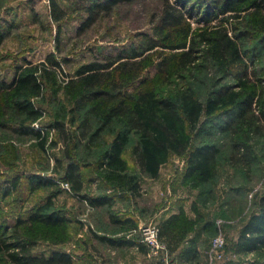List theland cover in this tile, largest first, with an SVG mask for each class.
Masks as SVG:
<instances>
[{
  "label": "trees",
  "instance_id": "1",
  "mask_svg": "<svg viewBox=\"0 0 264 264\" xmlns=\"http://www.w3.org/2000/svg\"><path fill=\"white\" fill-rule=\"evenodd\" d=\"M120 2L93 0L86 10L85 27ZM66 16L67 10L52 0L54 21L59 24ZM194 23L201 27L194 28ZM151 24V29L140 34V40L129 48L122 46L119 52L98 56L73 74L65 71L67 59L50 53L43 63L27 61L15 66L9 82L0 80V128L12 136H5L0 143L11 142L18 134L37 139L39 147L46 150L48 136L57 132L65 145L92 148L104 144L95 162L75 160L69 149L64 151L67 164L62 181L91 208H110L114 198L124 193L135 198L141 196L142 178H157L173 156L185 159L182 181L198 191L200 201L208 199L212 189L207 184L217 176L225 146L208 140L195 144L194 139L205 131L204 119L220 112L225 117L221 132L230 136L223 161L230 167H242L248 174L257 157L253 139L264 137V77L257 66L256 54L259 47L264 48V0H164ZM2 30L0 45L6 35ZM60 76L65 79L66 94L73 96V101H68L73 104L71 123L77 126L69 130L62 115L50 123V128H36L34 123L46 115V91L53 88L56 93L55 90L61 89ZM197 85L206 90L205 100L198 96ZM130 147L138 172L128 168L123 157ZM4 152L5 146H1L0 157ZM91 166L95 172L85 173L84 168ZM1 174L0 167V200L14 196L20 178L33 195L41 187L56 185L40 175L30 174V178L16 173L7 177ZM96 174L104 181L109 180L111 184L107 187L114 192L84 194L87 179L91 184ZM6 181L10 185L7 191L2 188ZM32 196L27 199L23 195L17 206L29 208L25 201L33 202ZM54 197L51 194L41 198L43 202L36 209L29 210L25 218H18L13 225H1L0 252L10 263L77 264L64 247L68 236L51 240L55 246H63L49 254L34 251L42 240L48 239L47 231L44 235L39 233L41 228L67 227L75 220L68 216L67 210L54 208ZM257 197L258 208L246 219L232 247L237 254L264 255V193ZM15 202L16 198L11 200L12 204ZM192 208L195 218L182 210L159 224L161 239L167 243L173 260L179 259L181 264H194L200 259L197 238L201 233L207 235L210 231L213 237L218 233L216 220L211 221L197 202ZM28 224L41 226H37L38 232H27L22 227ZM132 228L135 227L126 232ZM90 234L108 244L116 242L98 236L93 230ZM121 239L133 242L126 236Z\"/></svg>",
  "mask_w": 264,
  "mask_h": 264
},
{
  "label": "rangeland",
  "instance_id": "2",
  "mask_svg": "<svg viewBox=\"0 0 264 264\" xmlns=\"http://www.w3.org/2000/svg\"><path fill=\"white\" fill-rule=\"evenodd\" d=\"M55 1L58 2L61 8L67 10L66 18L59 24L51 17L52 0H0V29L2 28V31L6 34L5 41L0 45V80L3 79L9 82L15 66L17 67L27 61H31L34 64L43 63L46 56L50 53H54L61 60L67 59L69 62L64 64L65 71L73 74L82 64L98 56L103 58L112 52H119L122 46L129 48L133 42L140 40V34L146 33L151 29L152 19L162 9L164 2V0H121L111 12L107 14L105 12L101 13L98 20L86 28L85 23L88 18L86 10L93 3V0ZM193 25L194 28L201 27L196 23ZM256 54H258L259 58L257 66L264 77L263 46L258 48ZM156 59L160 60L159 58ZM64 80V77L60 76L58 86L60 87L61 84V89L55 90L56 93H54L53 88H49L46 91V102L44 103L46 115L41 121L34 123L36 128H47L46 126L50 128V123L55 118H61L62 115L65 116L69 130H74L77 126V123L74 125L71 123L73 117L70 114L73 111V104L68 100L72 99L73 101V96L66 94L68 90L66 89V82H63ZM196 90L198 91V96L205 100L206 90L204 87L197 85ZM82 111L84 112L85 110ZM206 120L204 119L202 124V128L205 131L199 137H195V144L208 140L216 141L225 146L223 148L222 161L220 160L217 167V176L212 182L207 184V188L210 186L212 189L210 197L202 201L198 197L195 199L199 208L206 209L204 212L211 217V221H217V227L220 225L226 238L228 258L224 262L216 261L214 264H264V255H261V253H259V256L256 253L242 255L232 250L246 219L258 208L257 196L264 193V137L258 136L253 139L257 157L251 167V171L247 174L242 167L233 168L223 161L224 159L226 160L228 154V146L226 145L229 144L230 138L228 133L221 132V127L225 124L224 115L220 112ZM5 136L12 137L10 133L4 131V128H0V139H5ZM105 136L111 139L109 134ZM31 138L19 137L16 134L13 141L0 143V149L1 146H5L6 151L0 157L1 176L7 177L16 173V176L23 175L32 178L31 175H40L45 180L50 179L56 182V185L41 187L33 195L30 193L31 189L26 190L24 179L20 178L14 196L10 200H0V227L1 225L4 227L11 226L18 218H25L29 210L36 209L35 207L43 202L40 200L41 198H48L51 194L55 196L53 205L57 210L65 211L66 209H63L64 206L67 209H76L75 205H78L79 201L89 205L86 201L79 200L71 187L62 181L67 164L64 158V151L69 149L75 160L95 162L97 152L102 150L104 144H99L97 147L94 145L92 148H86L84 145H75L77 149H74L73 144L65 145L58 137L57 132L54 135L51 132L47 138L46 150H42L38 145V140ZM123 157L129 164L127 167L130 168L132 162H135L132 147L124 151ZM172 161V164H168L170 168L166 169L165 173L166 176L168 175L167 178L175 179V175L185 168L186 162L184 158L180 159L179 157L173 158ZM93 168V166L84 168L85 173L91 170L95 172ZM88 176H91V174H88ZM89 181L90 179L86 181V183L88 182L86 190L88 189L87 194L90 196L100 191L114 192V190L107 187L111 182L109 180L104 181L98 175L91 184ZM5 183L2 188L7 191L10 185L7 181ZM90 190L93 192H90ZM23 195H27V199L33 195L32 198L35 204L31 201H25V206L29 208L18 207L17 201L22 199ZM194 195L198 196L197 190L194 191ZM14 198H16V202L12 204L11 200ZM145 198L150 199L149 197ZM85 208L91 209L89 206H85ZM93 213L95 212L85 213V216L81 218L84 227H80L72 219L73 222L69 223L67 227L41 228L39 233L44 235L47 231L48 234L45 235L48 239L42 240L34 248V251L42 255L49 254L52 250L63 246H55L51 243V240L64 239L67 236L69 240L65 244L66 248L74 249L78 253L80 252L79 247H82L79 244L81 243L80 241L86 240L88 243L82 247V250H88L89 244L92 242L90 233L93 228L96 229V221L92 219ZM2 218L4 219L2 220ZM149 223H156L160 226L158 221H150ZM37 226L41 225L28 224L22 228L30 232L37 231ZM209 232H207L206 236L209 240H212L215 236H211ZM124 236L128 239V232L125 231L118 235L119 238ZM107 249L108 246H103L99 252L102 251L108 255ZM208 252L209 249L206 257H200L194 264H209ZM121 254L125 255L122 252ZM103 258L105 259L104 256ZM150 261L153 262L154 260ZM0 264L12 263L0 252ZM171 264L181 263L174 261L173 256H171Z\"/></svg>",
  "mask_w": 264,
  "mask_h": 264
},
{
  "label": "crops",
  "instance_id": "3",
  "mask_svg": "<svg viewBox=\"0 0 264 264\" xmlns=\"http://www.w3.org/2000/svg\"><path fill=\"white\" fill-rule=\"evenodd\" d=\"M176 157L178 156H173L169 162L161 168L160 175L157 178H149L146 176L142 178L141 186L142 190L146 191V194L143 191L141 196L136 198L132 197L130 194L125 196L118 195L114 198V202H112L110 208H85V206L88 207L89 205L81 203L79 200V204L75 205L77 207L76 209H67V207L64 206L68 212V216L73 217L79 222L81 224L78 223L80 227H84L81 218L85 216V213L95 212L93 213L94 216H92V219L96 221V229L93 228V231L96 232L98 236H107L116 240L114 245H112L113 243L108 244L90 235L92 242L89 244V249L82 250V247L88 243L86 240H82L80 241L81 243H79L82 247H79L80 252L78 253H76L74 249L66 248L65 245V250L73 254L77 264H159L154 261L151 262L148 259L146 256L147 248L145 246L137 248L133 242L126 243L123 241L124 239L119 238L118 235L131 227H138L150 221H158V223H160L171 216L178 215L182 210L191 218H195L196 214L192 206L194 202H196L195 199H197L196 197L198 196L194 195V189H190L182 181L181 176L185 168L175 175V179L167 178L168 175L166 176L165 173L166 169L168 170L170 168L168 164H172V159ZM179 158L182 159L181 157ZM130 167L133 172L139 171L136 160L132 162V166ZM86 187L87 185L84 187V194L88 193ZM90 192L93 191L90 190ZM94 195H96V193ZM145 197H149L150 199H146ZM199 209L202 212L206 210L205 208ZM191 236V238H193V235ZM210 242L211 241L205 233H201L199 238H197L199 255L201 258L206 257ZM102 245L108 246L106 250L108 255L104 254L102 251L99 252L100 248L103 247ZM121 252L125 253V255L121 254ZM146 257L147 259L145 260Z\"/></svg>",
  "mask_w": 264,
  "mask_h": 264
},
{
  "label": "built area",
  "instance_id": "4",
  "mask_svg": "<svg viewBox=\"0 0 264 264\" xmlns=\"http://www.w3.org/2000/svg\"><path fill=\"white\" fill-rule=\"evenodd\" d=\"M68 186V184H66ZM128 239L137 248L145 246L147 257L159 264H171V253L166 242L160 237V226L156 223L143 224L128 231ZM227 243L223 230L218 226L217 235L211 240L208 257L209 264L225 261L228 258Z\"/></svg>",
  "mask_w": 264,
  "mask_h": 264
}]
</instances>
